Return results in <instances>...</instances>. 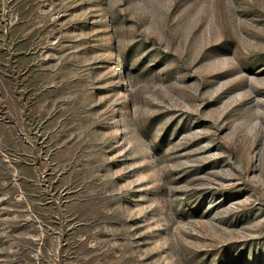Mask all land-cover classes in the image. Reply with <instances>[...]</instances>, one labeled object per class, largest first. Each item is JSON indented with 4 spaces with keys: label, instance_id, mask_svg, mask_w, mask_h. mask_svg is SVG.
Returning a JSON list of instances; mask_svg holds the SVG:
<instances>
[{
    "label": "rangeland",
    "instance_id": "obj_1",
    "mask_svg": "<svg viewBox=\"0 0 264 264\" xmlns=\"http://www.w3.org/2000/svg\"><path fill=\"white\" fill-rule=\"evenodd\" d=\"M0 264H264V0H0Z\"/></svg>",
    "mask_w": 264,
    "mask_h": 264
}]
</instances>
